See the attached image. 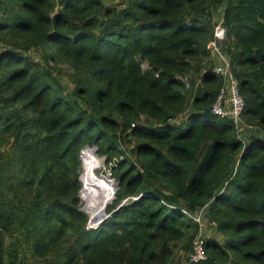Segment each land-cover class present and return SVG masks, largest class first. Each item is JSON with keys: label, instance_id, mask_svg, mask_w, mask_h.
Wrapping results in <instances>:
<instances>
[{"label": "trees", "instance_id": "16d2710c", "mask_svg": "<svg viewBox=\"0 0 264 264\" xmlns=\"http://www.w3.org/2000/svg\"><path fill=\"white\" fill-rule=\"evenodd\" d=\"M0 13V264H264V0H0ZM210 40L243 96L238 129L211 113ZM84 145L116 159L119 182L94 229ZM202 208L223 238L202 232L192 260Z\"/></svg>", "mask_w": 264, "mask_h": 264}, {"label": "built area", "instance_id": "2783aa9c", "mask_svg": "<svg viewBox=\"0 0 264 264\" xmlns=\"http://www.w3.org/2000/svg\"><path fill=\"white\" fill-rule=\"evenodd\" d=\"M220 9L221 15L218 11V15L215 18L216 24L214 26V35L216 38L221 40L225 38L227 29L223 25V7H220ZM208 47L211 48V58L214 60L212 71L215 74L221 75L223 78V84L211 106V113L220 117L231 119L238 129L241 123L240 114L244 106V100L239 91L238 82L231 72L229 57L217 46L215 40H210L208 42ZM143 68H147V65L145 64ZM183 80L188 86L187 79L184 78ZM174 121H176V119H174ZM91 153L94 155V157L100 159L102 161L101 163H103L96 164V167L91 170V174H94L97 178L108 179L112 188L111 197L106 204H110L112 202V200L115 198V192L118 188L117 180L114 176H112L111 173V166L113 167L115 165L116 159L112 158L111 160L107 161L105 156H98L97 147L95 145H84L79 151V158L81 161V168L79 171V180L81 182V188L79 190V205L80 209L87 215L86 229H94L98 226L101 220L106 217L105 209L107 206L106 205L100 213H92L89 209L88 199L83 196V190L86 184L82 177L87 173V170L84 167V162L86 159H88V156H90ZM195 214L196 213L188 214V216L197 221L200 226V218L195 216ZM192 249L193 250L190 255L192 260L205 258L204 242L200 234L194 238L192 242Z\"/></svg>", "mask_w": 264, "mask_h": 264}, {"label": "bare ground", "instance_id": "6f19581e", "mask_svg": "<svg viewBox=\"0 0 264 264\" xmlns=\"http://www.w3.org/2000/svg\"><path fill=\"white\" fill-rule=\"evenodd\" d=\"M99 163H101V160L94 157L92 153L84 162L87 173L82 177L86 184L83 196L88 199L89 209L92 213H100L104 209L112 191L108 179L97 178L94 174H91V170Z\"/></svg>", "mask_w": 264, "mask_h": 264}, {"label": "rangeland", "instance_id": "374dc122", "mask_svg": "<svg viewBox=\"0 0 264 264\" xmlns=\"http://www.w3.org/2000/svg\"><path fill=\"white\" fill-rule=\"evenodd\" d=\"M218 9L219 10H217V9L215 10V13H214L215 16H214V18L217 17L218 11H219V14L221 15V9L220 8H218ZM0 16H1V13H0ZM29 54L31 56H33L34 58H36V59L38 58L37 52L31 51ZM144 65L145 64H143L142 66L144 67ZM66 71H70V69L67 68ZM63 81L68 86H71L72 85V83H70V81L68 80L67 74H63ZM189 110H190V106L187 108V110L183 114H180V115H178L177 118H175L176 119V122L175 123L183 122V120L185 119L186 115L189 113ZM240 125H241V123H240ZM248 132L250 133V130H248V128H245L244 126L242 127V131H240L241 134H244V137L247 135ZM252 132L253 133H256L258 135H262V134H264V129H262L261 127L255 126V128L253 129ZM98 156L101 157V155H99V154H98ZM100 164H103V163H100ZM205 210H206V208L199 209L196 212V214H195V216H197V217L200 218V227H201L200 235H201L202 232L203 233H206V235L213 234V235H216L221 240L223 237L221 235H219L217 232H215L214 231V228H210V226L206 222L205 217H204ZM7 241H8V244H10V233L7 235ZM180 254H181V252H180Z\"/></svg>", "mask_w": 264, "mask_h": 264}, {"label": "water", "instance_id": "95a60500", "mask_svg": "<svg viewBox=\"0 0 264 264\" xmlns=\"http://www.w3.org/2000/svg\"><path fill=\"white\" fill-rule=\"evenodd\" d=\"M119 186V182H117V187Z\"/></svg>", "mask_w": 264, "mask_h": 264}]
</instances>
